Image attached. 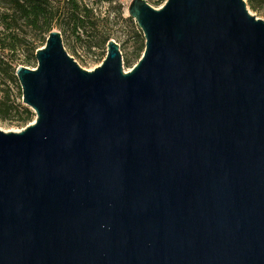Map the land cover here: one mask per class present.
I'll return each instance as SVG.
<instances>
[{"label":"water","instance_id":"1","mask_svg":"<svg viewBox=\"0 0 264 264\" xmlns=\"http://www.w3.org/2000/svg\"><path fill=\"white\" fill-rule=\"evenodd\" d=\"M144 36L82 67L52 29L0 128V264H264V19L130 0Z\"/></svg>","mask_w":264,"mask_h":264},{"label":"rangeland","instance_id":"2","mask_svg":"<svg viewBox=\"0 0 264 264\" xmlns=\"http://www.w3.org/2000/svg\"><path fill=\"white\" fill-rule=\"evenodd\" d=\"M58 3L60 9L56 13V18L61 19L64 10L62 7L66 0H51ZM155 7L160 3L155 0H147ZM246 1V0H245ZM82 5L91 8L90 17L85 27L72 33L66 29L53 26L52 29L59 30L61 40L66 52L71 55L82 67L92 69L99 65L106 54V42L109 39L115 40L119 44L122 56L124 71L129 70L142 54L138 48H144V36L133 17L128 15L127 6L130 0H79ZM247 5V4H246ZM248 7V5H247ZM251 13L264 19V5ZM9 11L7 4H0V12ZM20 23H22L20 21ZM20 34V43L13 52L0 51V128L3 130L18 131L35 119V112L22 100V90L18 78L15 75V66L24 64L35 67L37 64L31 45L40 47L45 43L48 33H43L40 37L34 36L29 27L21 25L15 30ZM4 32V27L0 23V37ZM13 57L14 60L10 61ZM3 107H12L10 116H3ZM22 107L30 109V116L22 112Z\"/></svg>","mask_w":264,"mask_h":264},{"label":"trees","instance_id":"3","mask_svg":"<svg viewBox=\"0 0 264 264\" xmlns=\"http://www.w3.org/2000/svg\"><path fill=\"white\" fill-rule=\"evenodd\" d=\"M161 1L155 0V3ZM0 4H7L9 10L0 12V23L4 27V32L0 37V51L2 53L7 51V54L13 52L20 43L21 38L18 37L20 33L15 30L21 25L29 27L34 36L39 37L52 30L53 26L75 33L89 22L91 12V8L82 5L79 0H66L62 7V10L66 12L58 21L56 13L61 7L51 0H0ZM246 4L251 10H257L264 5V0H246ZM30 48L32 52H35L37 46L31 45ZM142 49L139 47L138 52ZM12 60H14L13 57L10 58V61ZM0 61L4 62L1 57ZM3 109V116H10L12 107H3ZM22 112L26 116L31 114L27 107H22Z\"/></svg>","mask_w":264,"mask_h":264}]
</instances>
